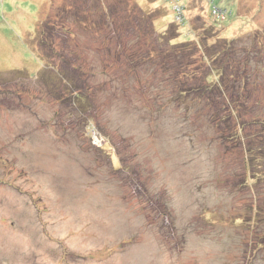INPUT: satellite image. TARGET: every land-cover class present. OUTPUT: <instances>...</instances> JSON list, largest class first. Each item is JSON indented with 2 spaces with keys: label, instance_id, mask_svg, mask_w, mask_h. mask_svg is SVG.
<instances>
[{
  "label": "rangeland",
  "instance_id": "1",
  "mask_svg": "<svg viewBox=\"0 0 264 264\" xmlns=\"http://www.w3.org/2000/svg\"><path fill=\"white\" fill-rule=\"evenodd\" d=\"M0 264H264V0H0Z\"/></svg>",
  "mask_w": 264,
  "mask_h": 264
},
{
  "label": "trees",
  "instance_id": "2",
  "mask_svg": "<svg viewBox=\"0 0 264 264\" xmlns=\"http://www.w3.org/2000/svg\"><path fill=\"white\" fill-rule=\"evenodd\" d=\"M170 1H174V0H170ZM166 2V1H165ZM168 2V1H167ZM169 3V2H168ZM172 4H174V5H176L177 4V1H175L174 3H172ZM214 10V9H213ZM177 11L178 10H174V13H175V15H176V13H177ZM214 13V12H213ZM227 13H229L227 16H229L230 17V15H231V12H229L228 10H227ZM220 22V21H219ZM183 24H185V21L183 20ZM182 27V26H181ZM172 26H168L167 28H166V33H165V36L167 37L166 39H167V41L169 42V45L170 46H172V47H178L179 45H180V49H184V47L185 46H187L186 44H188V46H187V48H188V50L189 51H193L194 53H196V52H198V47H200V48H202V47H205V48H207V43L206 42H202V44H201V41L202 40H200V41H198V43L197 44H199L198 46H196V45H193V44H190L189 42H193V40H190V39H188L189 41H183V42H176V41H174V40H176V39H178V36H179V31L178 30H176V29H174V28H172ZM172 30V31H171ZM167 32H170V34L169 33H167ZM172 32H175V34H172ZM185 45V46H184ZM201 45H202V47H201ZM79 95V94H78ZM80 97H81V95H80ZM90 144H92V146H93V143L91 142Z\"/></svg>",
  "mask_w": 264,
  "mask_h": 264
},
{
  "label": "built area",
  "instance_id": "3",
  "mask_svg": "<svg viewBox=\"0 0 264 264\" xmlns=\"http://www.w3.org/2000/svg\"><path fill=\"white\" fill-rule=\"evenodd\" d=\"M219 9V8H218ZM178 11H179V8H178ZM213 11H215V12H219L216 8H214V10Z\"/></svg>",
  "mask_w": 264,
  "mask_h": 264
}]
</instances>
